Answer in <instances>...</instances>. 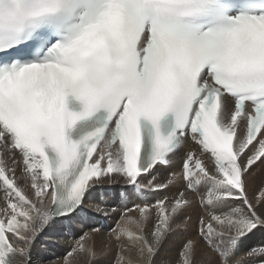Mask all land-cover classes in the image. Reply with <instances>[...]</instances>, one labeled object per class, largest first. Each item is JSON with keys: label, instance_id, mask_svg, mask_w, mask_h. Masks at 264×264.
Listing matches in <instances>:
<instances>
[{"label": "snow or ice", "instance_id": "1", "mask_svg": "<svg viewBox=\"0 0 264 264\" xmlns=\"http://www.w3.org/2000/svg\"><path fill=\"white\" fill-rule=\"evenodd\" d=\"M258 170L264 0H0V264H264Z\"/></svg>", "mask_w": 264, "mask_h": 264}, {"label": "bare ground", "instance_id": "2", "mask_svg": "<svg viewBox=\"0 0 264 264\" xmlns=\"http://www.w3.org/2000/svg\"><path fill=\"white\" fill-rule=\"evenodd\" d=\"M262 186H264V170H258L257 174L253 177L252 187H250L249 191L258 190ZM91 223L106 233L110 228L115 227L116 220L99 217L98 219H93ZM180 239L179 237L175 238L169 245V253L174 254L175 249L179 246ZM260 239L261 237L259 235L251 237L245 242L241 252L246 251L249 246L258 243ZM72 243V236L69 234L58 237H52L50 235L42 237L36 242V250L33 254L34 264H55Z\"/></svg>", "mask_w": 264, "mask_h": 264}]
</instances>
